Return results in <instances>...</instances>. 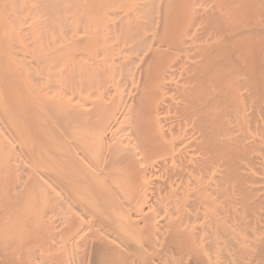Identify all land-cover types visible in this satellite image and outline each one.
I'll use <instances>...</instances> for the list:
<instances>
[{
    "label": "bare ground",
    "instance_id": "bare-ground-1",
    "mask_svg": "<svg viewBox=\"0 0 264 264\" xmlns=\"http://www.w3.org/2000/svg\"><path fill=\"white\" fill-rule=\"evenodd\" d=\"M0 264H264V0H0Z\"/></svg>",
    "mask_w": 264,
    "mask_h": 264
}]
</instances>
